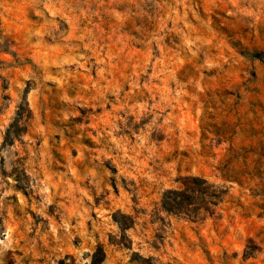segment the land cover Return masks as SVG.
<instances>
[{"label": "rangeland", "instance_id": "1", "mask_svg": "<svg viewBox=\"0 0 264 264\" xmlns=\"http://www.w3.org/2000/svg\"><path fill=\"white\" fill-rule=\"evenodd\" d=\"M0 264H264V0H0Z\"/></svg>", "mask_w": 264, "mask_h": 264}]
</instances>
